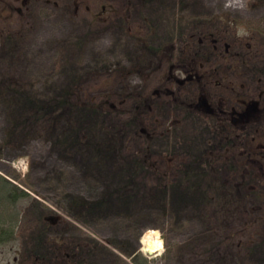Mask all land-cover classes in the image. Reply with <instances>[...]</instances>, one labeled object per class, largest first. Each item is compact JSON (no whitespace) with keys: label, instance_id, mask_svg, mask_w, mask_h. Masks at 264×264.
Segmentation results:
<instances>
[{"label":"rangeland","instance_id":"374dc122","mask_svg":"<svg viewBox=\"0 0 264 264\" xmlns=\"http://www.w3.org/2000/svg\"><path fill=\"white\" fill-rule=\"evenodd\" d=\"M23 1L0 0V229L13 234L0 243V264H133L122 254L133 250L141 264H264V179L253 187L258 172L247 163L264 167V129L244 136L161 94L173 88L187 102L203 90L211 106L264 108V0ZM199 30L212 38L198 48ZM149 34L162 48L175 44L178 69L192 68L182 50L201 53L202 83L177 72L181 87L171 84L172 62L147 51ZM77 76L86 95L116 107L92 113L68 101ZM151 93L160 98L147 119L160 169L168 151L176 157L162 182L153 169L132 178L145 138L132 127L119 134ZM206 150L216 156L211 172L186 180ZM16 186L35 200H9ZM155 207L160 214L144 216ZM148 231L162 240L156 253L143 243Z\"/></svg>","mask_w":264,"mask_h":264},{"label":"trees","instance_id":"16d2710c","mask_svg":"<svg viewBox=\"0 0 264 264\" xmlns=\"http://www.w3.org/2000/svg\"><path fill=\"white\" fill-rule=\"evenodd\" d=\"M7 1V0H5ZM27 3V2H26ZM25 0L23 1V6H26ZM150 28H153L154 22L150 20ZM200 36V37H199ZM212 35L209 33H205L201 35V30L198 31V37L195 38L194 40L197 39L195 43H197V47H201L203 45V42L208 40ZM152 34H149V36L145 37L144 40V45L147 49V51L152 52V54L161 56L163 60H165L167 63L172 62L169 64L168 68V77L169 81L171 84L175 85L176 88L179 89L181 87V80L176 77L174 74L182 73L185 72L187 76L191 75L192 76V81L197 84H201L202 80L197 76V72H199L200 66L199 62L203 59L201 56V53H194V50L190 49L188 50V53L185 51H181L180 53L183 54L185 53L186 55L192 56V60L190 59V63H192V68H186L183 66L182 68L178 69L176 68L175 65L173 64L172 59L176 58L177 55V47L175 44H171L170 42L168 45H166L165 48H162V46L158 42H152ZM179 37H182L179 36ZM200 39V40H198ZM212 43H215V39H211ZM187 49V48H186ZM180 56V55H179ZM202 58L201 60H199ZM195 69V70H194ZM187 71V72H186ZM186 80V79H185ZM75 84L71 85L70 88H68L65 92V98L73 102L75 98V102H77L76 99H78L81 102H84L88 104L90 110H96V111H91L92 113L97 112L99 109L104 108V106H108L110 108H115L116 103L111 101V100H106V101H101V99L97 98L96 96H88L86 95V89L85 85L81 83L80 77L77 76L74 79ZM39 92H36L34 95L35 100H31L36 106H37V101L41 103V100L38 99L37 95ZM161 94L164 95L167 99H169V106L175 105L176 107H179L180 109L184 110L186 113H188L190 116L197 118H201L203 120H209L211 123L218 125L219 127L223 128L224 125H229L231 126L234 130L240 131V132H245L244 136L247 134L248 131H253L258 128L264 129V108H259V102L257 100H249L248 102L241 101V110L236 111L233 110L229 107H226L221 100H218L215 102L214 105H209L204 101L203 98V90H200L197 93V96H195L192 100L187 101V102H182V100L179 97V92L175 89L172 88L171 90H162ZM24 98V97H23ZM22 98V99H23ZM21 99V98H19ZM21 99V100H22ZM159 94L157 93H151L150 97L147 98H138L132 106V109L130 110V117L128 118V121L125 122V124L120 127L119 129V134L121 137H123L126 134V131L129 128H134L137 131H140L142 133L143 138H145V145L146 147L141 149L139 153L135 154L134 157V173L132 178H136L137 175L139 174L140 171H143L144 169H153L156 171L157 176L155 177L159 182H162L164 176H168L169 174L171 175L172 170L174 168L173 163L176 162V157H175V152L168 151L166 153V156H163V170L160 169V164L162 160V156L160 158H157V155L155 153V148H154V139L149 131V125H148V117L149 115L154 112L156 109L159 101ZM21 100L19 102H21ZM37 100V101H36ZM167 105L164 104V109L166 108ZM254 112V115H251V113ZM227 123V124H226ZM42 131V130H41ZM128 141L126 140L125 145H128ZM206 152L204 153L205 155L199 158V164L197 165H192L189 168V171L191 175L186 179V180H192L193 176H205V173L211 172V167L214 164V161L216 160V156L210 154V151L206 150L203 151ZM262 155L257 156L260 158ZM250 167H253L257 170V177L254 176V180L252 181L253 187H258L259 186V181L261 179H264V167L260 166L255 167V162L254 161H249L247 162ZM172 167V168H171ZM168 169V170H167ZM202 169V171H201ZM186 175H189V173H186ZM261 178V179H260ZM260 179V180H258ZM255 184V185H254ZM250 184V186H252ZM214 189L215 194L212 193L210 196L215 197H210L212 200H217L220 195L218 196L217 191H219L218 188H211ZM223 190V189H222ZM221 190V191H222ZM252 191V190H251ZM98 192V191H97ZM35 194L39 195L37 192H34ZM9 200L12 202H16L18 199L22 198H28V197H33L31 194H29L25 190H21L18 186L15 187V189H12L9 191V194L7 195ZM35 200V198L33 197ZM32 199V200H33ZM162 209H164L162 207ZM160 208L155 207L149 211H147L144 216H157L159 213ZM58 218L56 217H49L47 219L48 223L50 226L56 225V220ZM11 237L13 238V234L9 233L8 231L4 229H0V243H7L11 240ZM112 246L120 250L119 246L115 244L114 242H109ZM43 245V240H38L34 242V248H33V253L39 252V249L41 250ZM122 252V250H120ZM122 254L126 255L128 258H130L133 262V264H141L140 259H142V254L138 250H133L131 252H122ZM72 256V255H71ZM143 264H146V260Z\"/></svg>","mask_w":264,"mask_h":264},{"label":"bare ground","instance_id":"6f19581e","mask_svg":"<svg viewBox=\"0 0 264 264\" xmlns=\"http://www.w3.org/2000/svg\"><path fill=\"white\" fill-rule=\"evenodd\" d=\"M143 243L148 251L156 253L162 248V240L157 231H148L145 234Z\"/></svg>","mask_w":264,"mask_h":264}]
</instances>
